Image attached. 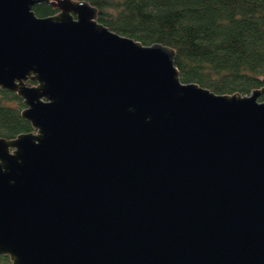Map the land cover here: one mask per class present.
Returning <instances> with one entry per match:
<instances>
[{
	"label": "water",
	"instance_id": "obj_1",
	"mask_svg": "<svg viewBox=\"0 0 264 264\" xmlns=\"http://www.w3.org/2000/svg\"><path fill=\"white\" fill-rule=\"evenodd\" d=\"M97 14L0 0V88L33 128L0 136L6 264H264V77L182 81L172 46Z\"/></svg>",
	"mask_w": 264,
	"mask_h": 264
},
{
	"label": "trees",
	"instance_id": "obj_2",
	"mask_svg": "<svg viewBox=\"0 0 264 264\" xmlns=\"http://www.w3.org/2000/svg\"><path fill=\"white\" fill-rule=\"evenodd\" d=\"M97 19L143 43L175 49L182 81L215 92H249L264 77V0H88ZM54 13L49 2L33 6ZM260 95L259 99H263ZM22 98L0 88V136L32 130L21 116ZM0 255V262L6 260Z\"/></svg>",
	"mask_w": 264,
	"mask_h": 264
},
{
	"label": "flooded vegetation",
	"instance_id": "obj_3",
	"mask_svg": "<svg viewBox=\"0 0 264 264\" xmlns=\"http://www.w3.org/2000/svg\"><path fill=\"white\" fill-rule=\"evenodd\" d=\"M0 255L7 257V259L4 260V261H1L0 264H6V263L10 262V259H9V255L8 254H0Z\"/></svg>",
	"mask_w": 264,
	"mask_h": 264
}]
</instances>
